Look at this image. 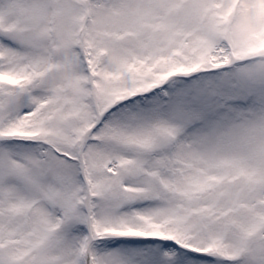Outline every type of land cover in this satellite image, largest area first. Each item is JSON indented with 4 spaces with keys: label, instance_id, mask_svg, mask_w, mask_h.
Segmentation results:
<instances>
[{
    "label": "snow or ice",
    "instance_id": "obj_1",
    "mask_svg": "<svg viewBox=\"0 0 264 264\" xmlns=\"http://www.w3.org/2000/svg\"><path fill=\"white\" fill-rule=\"evenodd\" d=\"M0 264H264V0H0Z\"/></svg>",
    "mask_w": 264,
    "mask_h": 264
}]
</instances>
